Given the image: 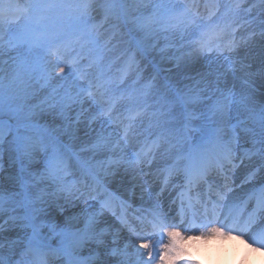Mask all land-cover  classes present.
<instances>
[{"label":"snow or ice","instance_id":"1","mask_svg":"<svg viewBox=\"0 0 264 264\" xmlns=\"http://www.w3.org/2000/svg\"><path fill=\"white\" fill-rule=\"evenodd\" d=\"M114 182L152 203L138 224ZM208 225L264 247V0H0V264H160Z\"/></svg>","mask_w":264,"mask_h":264},{"label":"clouds","instance_id":"2","mask_svg":"<svg viewBox=\"0 0 264 264\" xmlns=\"http://www.w3.org/2000/svg\"><path fill=\"white\" fill-rule=\"evenodd\" d=\"M165 236L160 264H264V247L211 225Z\"/></svg>","mask_w":264,"mask_h":264},{"label":"rangeland","instance_id":"3","mask_svg":"<svg viewBox=\"0 0 264 264\" xmlns=\"http://www.w3.org/2000/svg\"><path fill=\"white\" fill-rule=\"evenodd\" d=\"M221 2H222V3H225V2H228V0H221ZM257 31H258V29H257ZM107 38H108V37H107L106 35L103 36V37H101V42H103V41L106 40ZM255 38L258 39L257 41H260V42H261L259 36H256ZM119 41H120V38H119V37H117L116 39H114V40L112 41V44H113V45H117V46L115 47V49H114L112 52H109V53H107V55H106V60H108V59H113V58H115V57H120V59H118L119 61L116 60V63H115V65H114L113 69H112V71H113L114 73L118 72V71L123 67V63H124L125 60H126V59H123V56H121V53L124 52V49H125L126 45H124L123 43H120ZM260 45H261V44H260ZM253 50H254V51H253ZM259 50H260L259 46H258V45H255V46L253 47L252 51H251V54H252V53L254 54V52H257V51L259 52ZM72 55L74 56L75 53H72ZM138 58H139V57H138ZM145 62H146V61H145ZM86 63H87L86 60L81 61V67H83V65H85ZM146 64H147V62H146ZM147 67H148L149 69H150V68L152 69V67H151L150 65H147ZM152 70H153V69H152ZM68 71H69V68H68V67H65V73H68ZM148 71H150V70H148ZM65 73H61V72L59 71V68H57V69L55 70V72H54V77H53V79L50 81L48 87L45 88V89H43L41 95L46 94V93L49 92L52 88H56V87L60 86L61 84H66V81L62 79V77L65 76ZM76 77H77V73H76L75 69H73L71 75H69V76L67 77V81L74 80V79H76ZM79 82H80V83H84V81H79ZM129 82H130V81H129Z\"/></svg>","mask_w":264,"mask_h":264},{"label":"bare ground","instance_id":"4","mask_svg":"<svg viewBox=\"0 0 264 264\" xmlns=\"http://www.w3.org/2000/svg\"><path fill=\"white\" fill-rule=\"evenodd\" d=\"M251 43H252V45H258L259 48H260V44H261L260 41H256L255 39H252V41L250 42V44H251ZM251 49H253V47H250V46H249V49H248V50L250 51V53H251ZM260 50H261V48H260ZM260 50H259V52H260ZM253 51H254V50H253ZM259 52H258V51H257V52H254V54L252 53V55H256V54H258ZM241 55H243V54H241ZM128 186H130V185L127 184V182H126V183H125V186L120 187V189L126 191V188H127ZM138 202H139V200H138ZM145 206L151 208L152 203H151V202H148L147 204H145ZM145 210H146V209H145ZM107 217L109 218V216H107ZM121 235H122V237H124V240L121 241V245H122L124 242H127V239H129V238H130L134 243H136V244L138 245L139 241H137V240L135 239V237L132 236V234H131L129 231H127V232L124 233V234L121 233ZM114 259H115V258H114Z\"/></svg>","mask_w":264,"mask_h":264}]
</instances>
